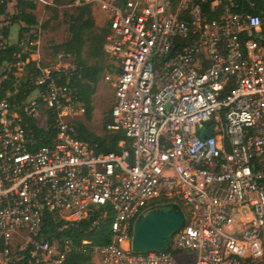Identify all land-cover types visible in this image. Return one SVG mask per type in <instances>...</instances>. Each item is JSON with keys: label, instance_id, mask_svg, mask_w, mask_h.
Here are the masks:
<instances>
[{"label": "built area", "instance_id": "1", "mask_svg": "<svg viewBox=\"0 0 264 264\" xmlns=\"http://www.w3.org/2000/svg\"><path fill=\"white\" fill-rule=\"evenodd\" d=\"M27 1L47 6L56 0ZM87 3L110 21L106 49L113 70L104 80L114 105L107 128L124 131L119 152H96L76 136L85 107L70 97L69 82L54 76L72 62L60 55L54 68L41 67L35 33L20 30L13 41L3 31L18 12L17 0H0L6 5L0 49L15 45L16 57L28 55L18 69L32 60L42 71L26 98L17 96V73L14 88L0 98V264L27 256L36 264H68L76 250L96 264H254L264 257V17L258 0L72 5ZM7 79L0 73V84ZM51 112L54 142L35 149L28 119L49 129ZM167 202L179 203L187 216L171 246L134 252L137 217ZM48 216L76 226L109 217L111 240L47 239Z\"/></svg>", "mask_w": 264, "mask_h": 264}, {"label": "trees", "instance_id": "2", "mask_svg": "<svg viewBox=\"0 0 264 264\" xmlns=\"http://www.w3.org/2000/svg\"><path fill=\"white\" fill-rule=\"evenodd\" d=\"M75 0H56L58 5H70ZM120 3H126L128 0H118ZM258 13L264 17V2L258 0ZM18 12L11 17V23L3 28L6 36L9 35L10 27L18 22H23L27 26H32L39 23V20L34 13L37 5L27 0H17ZM6 5L0 6V14L4 13ZM55 10L58 11L57 8ZM93 4L87 3L76 7L73 12H63V16L67 20L69 37L66 41L55 46L54 54L64 52V59L71 61L72 67L68 70H63L60 74L54 72V76L61 83L69 82L71 87L70 97L79 102L85 107V120L92 121L94 117V102L93 97L98 89V84L103 76L107 66V61L110 58L106 49L107 35L110 33V21L107 19L106 24L97 28L96 19L93 13ZM46 26V25H44ZM28 27V28H29ZM27 29L26 26L21 27V30ZM37 39V35L35 37ZM34 49V48H33ZM15 45L8 46L6 49H0V65L12 68L8 72V79L0 84V98L6 94V90L14 88L15 71L18 67L15 65L19 61H25L27 56L23 54L21 57H16L18 52ZM41 67H46L42 64ZM41 67L36 61H29L25 64L23 71L24 76L18 82V98L20 100L26 98V92H31L36 88L35 79L41 74ZM107 73V72H106ZM104 74V75H103ZM51 120L49 129H44L36 126V120L29 118L30 129L34 132L36 143L34 148L51 145L54 142L56 131L53 126L55 118L54 112H51ZM110 115L104 121V126L111 122ZM76 136L86 141L96 152H119L121 146L119 143L126 140V135L123 130L106 129L104 134H98L92 130L84 121H76ZM162 201V200H160ZM111 218L107 217L94 224V219L82 221L79 225H72L48 216L43 225V231L47 239H61L63 237H71L77 245H82L84 240L98 245L108 244L111 240ZM68 264H96L93 258L84 254L81 251H73L68 255ZM14 264H36L30 258L24 257Z\"/></svg>", "mask_w": 264, "mask_h": 264}, {"label": "rangeland", "instance_id": "3", "mask_svg": "<svg viewBox=\"0 0 264 264\" xmlns=\"http://www.w3.org/2000/svg\"><path fill=\"white\" fill-rule=\"evenodd\" d=\"M76 7L77 6L71 4L58 5L57 3H55L53 6L39 5L34 11L39 20V23L34 24L30 27V31L38 35L37 49L39 52L36 51L35 54H38L42 61V64L47 68H54L59 61L60 55L65 54L64 52H58V54L55 55V46L66 41L69 37L68 23L63 16V12H73L75 11ZM55 8H57L58 11L55 10ZM93 11L96 13V27H103L106 24L105 16L102 13L103 11H100V7L96 4H93ZM6 22L11 23V18ZM21 24H23V22L15 23L10 27L11 38L13 41H17L18 39L17 35L19 34L18 30ZM71 67L72 66H69L67 69ZM11 68V65H7L6 69L5 67H2L0 69V73H8L10 72ZM110 69L112 70V62L109 58L104 74H106L107 71H110ZM15 73H17L18 75H22V77L24 76V71L22 69H17ZM93 102L95 110L92 121H86L84 116H80L79 120L84 121L92 130H94L98 134H104L107 129L104 126V121L110 115V111L114 105L113 90L110 85L105 82L104 76L98 84V89L93 97ZM254 264H264V257L255 261Z\"/></svg>", "mask_w": 264, "mask_h": 264}, {"label": "water", "instance_id": "4", "mask_svg": "<svg viewBox=\"0 0 264 264\" xmlns=\"http://www.w3.org/2000/svg\"><path fill=\"white\" fill-rule=\"evenodd\" d=\"M187 221L179 203L152 205L141 213L133 228L131 247L134 252L161 251L171 246L173 234Z\"/></svg>", "mask_w": 264, "mask_h": 264}, {"label": "crops", "instance_id": "5", "mask_svg": "<svg viewBox=\"0 0 264 264\" xmlns=\"http://www.w3.org/2000/svg\"><path fill=\"white\" fill-rule=\"evenodd\" d=\"M73 4V3H72ZM71 4V5H72ZM39 5H37V7H38ZM42 6H44V5H42ZM51 6H53V5H51ZM78 7V6H77ZM100 11H102L101 9H100ZM94 13V16L96 17V13L95 12H93ZM103 14H104V16H105V19L107 20L108 19V15L103 11L102 12ZM14 25V24H13ZM33 26V25H32ZM21 27H23V24H21V26H20V28H19V30H18V32H20V30H21ZM26 27H27V29H30V27L29 26H27L26 25ZM29 27V28H28ZM10 34H11V28H10V32H9ZM11 37V36H10ZM37 39H38V35H37ZM39 52V51H38ZM36 56L38 57V59H40V57L38 56V54H36ZM110 60H111V58H110ZM40 63H41V59H40ZM111 70V69H110ZM112 70H113V66H112Z\"/></svg>", "mask_w": 264, "mask_h": 264}]
</instances>
